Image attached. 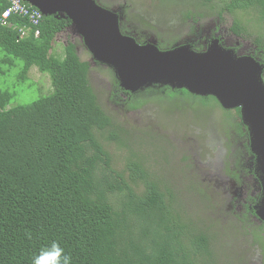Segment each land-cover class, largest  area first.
I'll use <instances>...</instances> for the list:
<instances>
[{
	"label": "trees",
	"instance_id": "16d2710c",
	"mask_svg": "<svg viewBox=\"0 0 264 264\" xmlns=\"http://www.w3.org/2000/svg\"><path fill=\"white\" fill-rule=\"evenodd\" d=\"M161 3L167 13L177 9L175 0ZM10 4L0 0V75L19 71L12 89L0 86V264H32L52 241L61 244L73 264H247L246 244L255 245L264 259V226L253 227L232 214L220 217L214 193L186 171L194 170L191 159L179 175L195 194L186 198L177 191L172 179L137 149L146 129L126 128L102 106L90 82L91 64L81 59L76 44L69 42L62 55L55 53V38L72 21L44 16L34 26L14 14L4 21ZM193 7L181 11V24L210 15L250 14L247 24L234 18L232 31L253 39L264 52V0H195ZM129 19L152 28L160 50L172 49L181 39V25L172 27L169 20L159 27L140 15ZM249 25H259L261 32L253 35ZM33 68L49 74L51 91L11 106L16 87L26 84ZM173 99L183 111L196 103L202 109L217 105L232 115L214 96L170 87L151 100H123L122 107L141 111L150 102ZM229 125L242 134L240 124ZM109 143L125 154L114 155Z\"/></svg>",
	"mask_w": 264,
	"mask_h": 264
},
{
	"label": "rangeland",
	"instance_id": "374dc122",
	"mask_svg": "<svg viewBox=\"0 0 264 264\" xmlns=\"http://www.w3.org/2000/svg\"><path fill=\"white\" fill-rule=\"evenodd\" d=\"M175 1L179 10L175 9L167 13L161 0H94L97 6L117 16L123 35L133 38L140 45H159V40L152 28H142L138 22L134 23L129 19L131 15H140L146 22L159 27L160 23L164 26L162 21L167 24L169 20L172 27L181 25V31H179L181 39L175 47L187 46L191 51L205 52L214 43H218L219 47L230 51L235 58L253 59L260 66L261 76L264 80V52L258 51L253 39L238 36L232 31L234 18H239L244 24H247L251 18L250 14L239 12L231 15L225 13L223 18L210 15L198 20L189 19L183 25L178 16L181 11H185L187 8L195 10L193 7L195 0ZM131 9L133 11L128 12ZM204 11L207 10L204 9ZM258 26H250V33L257 35L261 32ZM69 42L76 44L81 59L91 64L90 82L98 94L102 106L120 124H127L126 128L146 129L147 135L137 148L141 155L144 154L146 162L157 170H162V175L167 179H172L170 184L173 187L176 186V190L180 193L183 192L184 196L188 198L194 196L195 193L187 188L184 177L180 179L179 170H186L187 161L191 159L193 165L195 164L194 170L186 171L194 177L197 176L203 187L214 193V204L222 198L232 201L235 207L234 211L240 216L241 214L246 215L253 227L262 225L261 218H258L257 214L264 197L262 175L259 176L261 185L254 172L255 169L259 171L257 156L251 149L249 130L242 120L241 111L240 115L236 111L238 108L231 109L230 117L217 105H212L209 109H202L198 108L199 106L196 107V103H192L193 110L183 111L178 108L181 105H177L176 100L173 99L156 104L150 102L141 111L126 112L122 107L123 100L138 97L147 99L150 97L151 100L156 95L164 93L168 87L179 88L176 84L171 86L163 81L150 82L136 91H128L122 87L113 68L100 62L96 63L84 38L74 27L70 26L55 38V53L62 55L64 46ZM2 55L0 49V58ZM18 71V69L17 71L13 69L4 77L0 75V86H10L12 89ZM28 77L26 84L16 87V98L12 101L11 106L29 104L51 91L52 82L49 74L41 73L37 68H33ZM113 79L116 81L115 86L112 85ZM29 85L32 87L29 88ZM116 101L119 103L117 104ZM169 107L170 113L166 112V108ZM232 122L241 125L242 134L236 132L233 125H229ZM160 136L163 137L160 138ZM108 148L114 155L125 154V151L118 149L114 144L109 143ZM228 169L231 170L229 172H236L239 177L233 180L227 173ZM189 206L192 208L191 205ZM199 212L200 208L194 212L195 217L199 216ZM249 212L254 216H251ZM223 248L228 249V246ZM258 255L259 252L256 249L251 250L252 258H259ZM252 258L250 261L248 260L247 264H258L252 263Z\"/></svg>",
	"mask_w": 264,
	"mask_h": 264
},
{
	"label": "water",
	"instance_id": "95a60500",
	"mask_svg": "<svg viewBox=\"0 0 264 264\" xmlns=\"http://www.w3.org/2000/svg\"><path fill=\"white\" fill-rule=\"evenodd\" d=\"M25 1L45 17L69 18L94 59L113 68L126 90L165 81L196 95L214 96L225 109H240L264 186V80L253 59L235 58L218 43L205 52L140 45L123 35L117 16L94 0ZM257 214L264 220V197Z\"/></svg>",
	"mask_w": 264,
	"mask_h": 264
},
{
	"label": "flooded vegetation",
	"instance_id": "af4514ba",
	"mask_svg": "<svg viewBox=\"0 0 264 264\" xmlns=\"http://www.w3.org/2000/svg\"><path fill=\"white\" fill-rule=\"evenodd\" d=\"M136 25V24H135ZM139 25V24H138ZM158 46V45H157ZM159 48V47H158ZM174 48V47H173ZM167 50H169V49H167ZM96 63H97V61H96ZM229 167H230V165H229ZM228 168V167H227ZM229 171H231L230 169H229ZM232 172H234V171H232ZM255 176L258 178V181L261 183V180H260V178H259V176L261 177V173H260V171H258L257 169H255ZM227 173H229L228 172V170H227ZM235 174H237L236 172H234ZM229 177H232L231 175H229ZM239 177V176H238ZM233 178V180H236L235 179V177H232ZM261 185H262V183H261ZM217 186V185H216ZM215 205H217V207H218V209H220L221 211H219V215H220V217H223L224 219H227L228 217L227 216H229V215H231V216H239V219L240 218H242V219H244V218H246L247 220H248V217L246 216V215H242L241 214V216L239 215V214H237L234 210H235V207H234V204H233V202L232 201H227V200H225V199H219L217 202H216V204ZM230 212V213H229ZM232 212V213H231ZM250 213V215L251 216H254V214L253 213H251V212H249ZM256 216V215H255ZM257 217V216H256ZM238 218V217H237ZM259 218V217H258ZM261 221H262V225L261 226H264V220H262L261 219ZM244 247L245 248H243V252H245L246 254H245V256H246V258H247V260H249L250 261V259L252 258L251 256H250V252H251V250H257L258 252H259V258H252V263L253 262H256V263H258V264H263L264 263V259H263V256H262V253L260 252V250L255 246V245H251V244H246V245H244ZM249 252V253H248ZM248 253V254H247ZM250 256V257H249ZM246 260V259H245Z\"/></svg>",
	"mask_w": 264,
	"mask_h": 264
},
{
	"label": "built area",
	"instance_id": "2783aa9c",
	"mask_svg": "<svg viewBox=\"0 0 264 264\" xmlns=\"http://www.w3.org/2000/svg\"><path fill=\"white\" fill-rule=\"evenodd\" d=\"M11 4L10 7L2 14V20L8 21V18L14 15H20L21 17H27L29 21L38 26L43 19V13L36 7L32 6L25 0H8ZM27 34V31H23V35ZM40 30L37 29L35 35L38 37Z\"/></svg>",
	"mask_w": 264,
	"mask_h": 264
},
{
	"label": "clouds",
	"instance_id": "9594fccd",
	"mask_svg": "<svg viewBox=\"0 0 264 264\" xmlns=\"http://www.w3.org/2000/svg\"><path fill=\"white\" fill-rule=\"evenodd\" d=\"M32 264H73L72 257L57 241L42 247L32 258Z\"/></svg>",
	"mask_w": 264,
	"mask_h": 264
}]
</instances>
